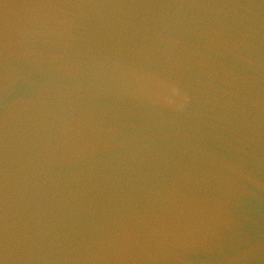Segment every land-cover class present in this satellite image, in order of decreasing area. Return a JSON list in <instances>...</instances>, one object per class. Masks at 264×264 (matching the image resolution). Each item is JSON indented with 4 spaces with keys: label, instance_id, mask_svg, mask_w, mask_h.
Listing matches in <instances>:
<instances>
[{
    "label": "water",
    "instance_id": "water-1",
    "mask_svg": "<svg viewBox=\"0 0 264 264\" xmlns=\"http://www.w3.org/2000/svg\"><path fill=\"white\" fill-rule=\"evenodd\" d=\"M0 264H264V0H0Z\"/></svg>",
    "mask_w": 264,
    "mask_h": 264
}]
</instances>
